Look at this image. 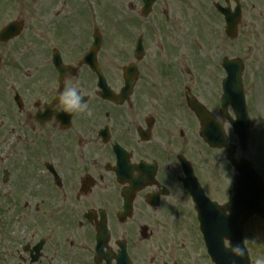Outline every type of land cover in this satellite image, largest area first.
Returning a JSON list of instances; mask_svg holds the SVG:
<instances>
[{"label":"rangeland","instance_id":"374dc122","mask_svg":"<svg viewBox=\"0 0 264 264\" xmlns=\"http://www.w3.org/2000/svg\"><path fill=\"white\" fill-rule=\"evenodd\" d=\"M119 1L127 2V0ZM186 1L188 6L196 7L198 10L189 17H185L183 7L179 0H158L155 13L150 18L151 23L148 21L143 22L152 26H155V23L161 24L163 22L162 12H167L171 16L173 25V29L170 31V34L173 36L172 43L174 45H185L181 39H183V35L185 38H188L189 43L183 48H179L180 51L183 50V60L188 61L196 58L199 59L200 65L212 64L211 58L205 56V54H208L214 57L213 63L220 65L221 60L226 56L230 58L237 56L243 58L245 63L244 79L246 80L247 93L250 95V104L253 108L252 115L254 112L256 118L264 120V0H242L244 16L240 24L239 35L233 40H230L224 35L222 30V28H224L223 23L213 7V4L219 0ZM211 13H213L215 18L212 17ZM259 15L263 18H260ZM197 22H199V24ZM208 26L217 29V41L215 42V46H209L206 42V39L211 38L210 29H206V35L205 32L201 30ZM197 36L202 39L206 36V39H204L203 42L195 43V38ZM163 41L165 42V40ZM191 45L193 47H191ZM202 46H205V49H203ZM187 47L189 49L185 51ZM203 50L205 52L204 54ZM214 68L215 67H213L210 73V77L212 78L218 76V71L214 70ZM218 68L220 69V67ZM204 69H206V66ZM221 73L222 79L225 77V73ZM179 79L180 77L178 75H173L172 77L173 81H178ZM206 91H208L206 94L211 96L210 92L213 91L212 85L211 87L206 86ZM153 93L157 95L156 88L152 91V94ZM255 129H259L257 130L258 137L256 139L251 138V155L256 153L257 156H261L263 151L260 145L264 144V125L260 123ZM251 155H249V157H251ZM220 162H222V160H220ZM223 172L232 173L231 170L227 172L224 168ZM207 190L210 192V195L212 194L214 197L218 196L219 189H215L212 185H208ZM248 233L254 239L264 238V220L253 219L249 224ZM254 250V258H256L259 255L257 254V250Z\"/></svg>","mask_w":264,"mask_h":264},{"label":"clouds","instance_id":"9594fccd","mask_svg":"<svg viewBox=\"0 0 264 264\" xmlns=\"http://www.w3.org/2000/svg\"><path fill=\"white\" fill-rule=\"evenodd\" d=\"M69 81L68 86H66L62 91L58 93V103L63 106L65 113H84L87 115H92V108L89 106L88 102L84 100V93L79 90V86H73L71 80L73 77L71 74L66 76ZM219 119V117H217ZM256 243L255 240H249L245 238L241 243H236L230 248V256L228 257V264H242L245 259L246 250L248 252L250 244ZM254 264H264V256H257L254 259Z\"/></svg>","mask_w":264,"mask_h":264},{"label":"flooded vegetation","instance_id":"af4514ba","mask_svg":"<svg viewBox=\"0 0 264 264\" xmlns=\"http://www.w3.org/2000/svg\"><path fill=\"white\" fill-rule=\"evenodd\" d=\"M7 55H6V51L5 50H2L1 52H0V60H1V58H4V57H6ZM52 97V93H47L46 94V97H44L45 99H44V103H46L48 100H50V98ZM58 109H61V104L58 106ZM93 130H94V128H93ZM67 138L69 139V141H71V139H72V136L71 135H69V136H67ZM39 264V263H38Z\"/></svg>","mask_w":264,"mask_h":264},{"label":"water","instance_id":"95a60500","mask_svg":"<svg viewBox=\"0 0 264 264\" xmlns=\"http://www.w3.org/2000/svg\"><path fill=\"white\" fill-rule=\"evenodd\" d=\"M238 83H239V81H238ZM257 199V198H256Z\"/></svg>","mask_w":264,"mask_h":264}]
</instances>
